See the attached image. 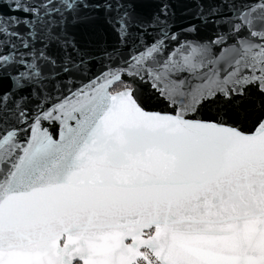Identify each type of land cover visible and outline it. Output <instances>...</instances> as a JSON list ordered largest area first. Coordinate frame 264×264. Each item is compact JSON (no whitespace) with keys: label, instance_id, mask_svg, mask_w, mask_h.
<instances>
[{"label":"snow or ice","instance_id":"1","mask_svg":"<svg viewBox=\"0 0 264 264\" xmlns=\"http://www.w3.org/2000/svg\"><path fill=\"white\" fill-rule=\"evenodd\" d=\"M0 264H264V0H0Z\"/></svg>","mask_w":264,"mask_h":264}]
</instances>
